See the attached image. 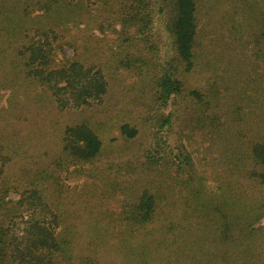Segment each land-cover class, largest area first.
<instances>
[{
	"label": "trees",
	"instance_id": "trees-1",
	"mask_svg": "<svg viewBox=\"0 0 264 264\" xmlns=\"http://www.w3.org/2000/svg\"><path fill=\"white\" fill-rule=\"evenodd\" d=\"M81 22L120 27L104 67L61 51L67 24ZM206 69L203 84L187 86L189 75ZM0 89H10L3 112L18 117L31 111L37 118L49 108L93 113L62 121L54 144L39 143L44 154L21 164L17 188L41 193L50 181L62 195L61 174L69 167L127 156L109 160L122 180L105 187L122 196L118 213L128 227L161 222L154 252L165 256L164 264H264V224L254 226L264 218V0H0ZM169 100L172 110L152 123L157 132L177 128L168 154V135L150 142L151 124L140 146L136 126L118 123L120 112L164 108ZM115 127L119 136L108 139ZM184 133L208 137L201 158L212 178H223L216 190L205 184ZM0 138L11 155L27 152L17 131L3 130ZM7 182L0 183V264L99 263L55 237L60 214L48 206L50 221L33 220V237L22 241L11 224L21 203L5 207Z\"/></svg>",
	"mask_w": 264,
	"mask_h": 264
},
{
	"label": "rangeland",
	"instance_id": "rangeland-1",
	"mask_svg": "<svg viewBox=\"0 0 264 264\" xmlns=\"http://www.w3.org/2000/svg\"><path fill=\"white\" fill-rule=\"evenodd\" d=\"M217 6H220V4ZM118 29H120L118 25L109 27L105 22H102V28H97V26L87 27L82 22L69 23L61 33L64 41H66L61 51L67 56L86 60L87 64L97 63L98 66L102 65L104 67L109 61L110 52L117 45L115 41ZM158 31V38L163 43V52H166L170 48V41L162 23L158 24ZM63 56L64 54L60 52L57 55L56 62L58 63ZM207 72L206 69L202 73L189 75L186 79L187 86L199 87L203 84V76H206ZM129 81H132V79L127 78V82ZM9 92L10 89H0V112L4 115V118L0 121V134L3 130L17 131L18 141L24 139L28 144L24 147L27 152L18 151L14 155H11L6 147L0 148V183L3 180L8 181V184L10 183V188L4 195L5 207H10L17 202L21 203L19 212L12 214L11 224L14 227V233L22 235V241H29L33 237L30 229L33 220L44 217V219L50 221V213L45 210V207L48 206L50 211L60 214L57 219V227H52L54 228L55 237L71 242L78 254L94 257L99 262L98 264H164L166 261L165 256H162L159 252H154L155 247H159L155 235L161 231L163 226L161 222L148 224V227H128L121 221L118 213L119 200L122 196L119 193L112 195V191L107 190L105 187L106 183L112 179H115L116 182L122 180V176L108 169L109 160L121 161L127 156L119 158L114 154L108 159L103 158L94 165H83L76 171L73 166L69 167L68 171L61 174L64 187L62 195H58L54 191L56 184L50 181L42 183L43 191L41 193L35 192L33 194V189L28 186V189L17 188L16 185L19 183L15 179L21 174V164L34 161L38 156H43L45 149L40 145L46 142L49 144L56 142L58 137L56 131L62 121H75L81 115L93 113L90 111L80 112L75 109L58 112L56 109L50 110L49 108V111L37 118H34L35 116H32V114L30 115L31 111H25L23 113L25 116L18 117L15 111L12 113L10 111L3 112L2 110V108L7 107V100L10 97ZM171 110L172 104L169 100L164 108H157L155 104H150L143 109L129 112L127 116L125 112H120L117 120L120 124L123 121H128L136 126L140 132L135 138L140 146L148 142L146 135L149 132L146 131H148L150 124L152 129L150 135L152 140L150 142L152 144L155 142L157 133L158 135H168L165 148L159 146V148H164L165 153L168 154L170 147L174 148L177 143L175 139L178 133L177 128L170 131L163 129L157 132L158 130L154 128L155 124L152 123L158 122L159 114H167ZM117 136H119V131L118 127H115L108 134V139ZM108 139H106L107 142ZM181 140L196 161L198 169L204 172L205 184L210 190H216L223 178H220V180L212 178L210 165L204 163V159L201 158L206 147L210 144L208 137L206 138L201 133H186L184 136L182 135ZM114 142H122V139L119 137ZM2 143V138H0V145ZM93 182L98 185L96 191H92L91 184ZM175 203L180 208L179 201L175 200ZM6 208L3 210L7 211ZM162 214L160 212L161 218L163 217ZM262 224H264V218L254 226L258 227ZM133 248L136 249L135 253L132 252ZM145 255H147V263H141L140 260ZM138 259L139 263L137 262Z\"/></svg>",
	"mask_w": 264,
	"mask_h": 264
}]
</instances>
